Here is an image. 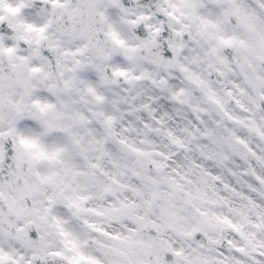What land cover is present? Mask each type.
Segmentation results:
<instances>
[{
  "label": "snow or ice",
  "instance_id": "1",
  "mask_svg": "<svg viewBox=\"0 0 264 264\" xmlns=\"http://www.w3.org/2000/svg\"><path fill=\"white\" fill-rule=\"evenodd\" d=\"M0 264H264V0H0Z\"/></svg>",
  "mask_w": 264,
  "mask_h": 264
}]
</instances>
